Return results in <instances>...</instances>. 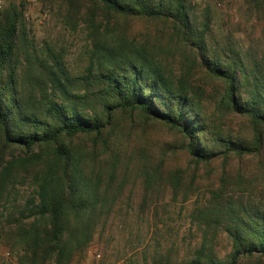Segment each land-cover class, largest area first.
<instances>
[{
  "label": "trees",
  "instance_id": "trees-1",
  "mask_svg": "<svg viewBox=\"0 0 264 264\" xmlns=\"http://www.w3.org/2000/svg\"><path fill=\"white\" fill-rule=\"evenodd\" d=\"M60 1L64 24L84 25L89 41L77 70L63 50L37 48L21 9L0 14V218L20 263L83 254L126 185L132 134L145 141L159 125L173 141L157 161L145 144L136 152L145 196L218 180L192 214L199 245L153 264H264V50L219 39L194 0ZM247 3L264 14V0ZM180 154L187 168L167 167ZM20 180L33 189L22 206L11 202Z\"/></svg>",
  "mask_w": 264,
  "mask_h": 264
},
{
  "label": "rangeland",
  "instance_id": "rangeland-1",
  "mask_svg": "<svg viewBox=\"0 0 264 264\" xmlns=\"http://www.w3.org/2000/svg\"><path fill=\"white\" fill-rule=\"evenodd\" d=\"M0 14L10 5L21 9L30 38L37 48L50 45L66 53V62L73 70L81 66L82 55L89 45L85 26L76 31L64 24L60 11V0H0ZM199 11L210 9L213 31L223 40L234 36L240 42L253 44L255 50H264V14L251 12L247 0H194ZM139 26L133 34L139 35ZM206 107H210L208 103ZM132 134L126 147V158L122 172L127 175L126 185L107 216L100 223L91 245L75 258L72 264H153L161 256L169 261H182L201 241L200 232L192 223V214L203 207L215 190L218 174L209 180L199 178L191 189L184 187L178 196L171 188L160 193L144 195L143 183L137 169V150L144 147L152 162H156L161 151L173 141L172 136L162 126H152L145 141ZM187 156L169 157L167 167L187 168ZM204 172H202L203 174ZM201 174V175H202ZM214 185V187H213ZM17 195L13 193L11 202L22 206L28 195L33 193L28 181L16 182ZM263 187L259 188L262 191ZM188 191V192H187ZM10 210V205L7 206ZM0 218V264H21L24 253L10 237V226ZM216 250L221 257L230 250V242L225 235L218 239ZM6 253H10L6 257Z\"/></svg>",
  "mask_w": 264,
  "mask_h": 264
},
{
  "label": "built area",
  "instance_id": "built-area-1",
  "mask_svg": "<svg viewBox=\"0 0 264 264\" xmlns=\"http://www.w3.org/2000/svg\"><path fill=\"white\" fill-rule=\"evenodd\" d=\"M2 8L1 2H0V9ZM10 253H6V257H9Z\"/></svg>",
  "mask_w": 264,
  "mask_h": 264
}]
</instances>
